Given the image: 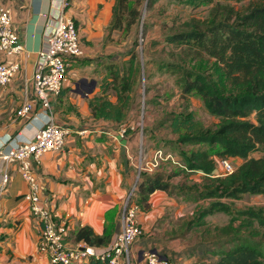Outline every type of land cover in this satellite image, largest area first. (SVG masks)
Wrapping results in <instances>:
<instances>
[{"label": "trees", "instance_id": "16d2710c", "mask_svg": "<svg viewBox=\"0 0 264 264\" xmlns=\"http://www.w3.org/2000/svg\"><path fill=\"white\" fill-rule=\"evenodd\" d=\"M147 1V8L150 9L156 0ZM185 1L191 5L197 4L196 0ZM246 1L248 5L241 11L230 4L217 3L208 17L191 18L183 23L182 29L165 35L163 41L167 44L178 46L185 43L199 48L189 47L187 57L196 58L204 50L208 57L215 58L214 71L211 72H206L207 67H203L206 63L198 68L178 62L163 63L159 64V68L176 72L182 98L186 101L193 93L200 96L205 109L218 119V123L214 127L200 125L187 107L181 112L166 114L159 125H166L176 135V139L169 143L177 148L182 167L171 173L141 170L129 198V203H134L139 213L150 209V197L157 191L194 203L209 201L188 222V229L192 224H203L201 220L207 215L216 212L229 215L230 221L226 226L214 228L216 245L212 243L213 264H264L263 210H235L230 202L245 194L264 195V155L249 157L264 148V0ZM140 5L141 0H115L108 31L127 32L137 27L141 19ZM146 24L143 22V27ZM127 54L129 58L124 61L104 64L105 75L98 82L99 92L86 99L94 120L125 126L134 121L127 117L132 93L140 77L141 62L133 46ZM146 62L144 68L149 63ZM61 95L62 90L57 97ZM72 110L79 115L74 108ZM251 114H254L255 123L249 119ZM78 128L77 131L89 130L85 126ZM143 128L147 131V124H143ZM123 129L122 137L125 138L129 133L128 126ZM77 131L75 135L83 136ZM186 146L198 148L188 150L184 148ZM200 146H218L216 155L224 159L242 158L243 162L229 174L216 173L211 153ZM121 158L124 173L133 175L125 147L121 148ZM194 172L202 173V181L186 182L185 178ZM177 176L182 180L173 182L172 178ZM240 219L244 221L234 230V221ZM254 222L260 225L259 229L249 230ZM242 230H247V233L239 234ZM73 236L75 241L91 246H106L111 235L108 232L96 234L90 226H81ZM96 264L103 263L96 261Z\"/></svg>", "mask_w": 264, "mask_h": 264}, {"label": "crops", "instance_id": "0c3cea01", "mask_svg": "<svg viewBox=\"0 0 264 264\" xmlns=\"http://www.w3.org/2000/svg\"><path fill=\"white\" fill-rule=\"evenodd\" d=\"M115 0H70L65 10L76 24L83 55L72 59L61 97L49 95L51 111L57 124L67 126L71 134L60 151L44 153L39 163H32L39 184L41 202L52 213L55 224L67 226L64 242L75 244L74 232L90 226L96 234L112 236L121 228L124 202L132 186L130 173H124L121 148H126L133 166L135 138H117L118 127L94 120L86 99L99 92L104 64L118 61L125 54L126 41H119L122 31H108ZM60 0H0L10 10L12 26L23 50L19 72L6 86H0V149L32 139L48 119V110L36 99L32 75L39 62V51L46 46L58 13ZM16 56L0 54V60L11 63ZM24 102L32 110L17 116ZM74 108L77 115L72 109ZM79 126L89 130L75 135ZM86 135V136H85ZM5 164L0 159V185ZM8 181L0 190V264H51L38 249L40 225L30 215L25 194L29 185L18 171V164L7 167ZM151 207L137 218L142 226L139 246L129 250L130 264H145L143 251L155 249L164 241L150 230L151 220L168 206L177 204L174 196L157 191L150 197ZM148 233V234H147ZM159 237V238H158ZM110 241V240H109ZM163 250L172 264L173 261ZM85 264H96L93 259Z\"/></svg>", "mask_w": 264, "mask_h": 264}, {"label": "rangeland", "instance_id": "374dc122", "mask_svg": "<svg viewBox=\"0 0 264 264\" xmlns=\"http://www.w3.org/2000/svg\"><path fill=\"white\" fill-rule=\"evenodd\" d=\"M147 2V0H141L139 25L130 31H122L121 36L118 37L119 41H126L127 44L125 45V54L120 56L119 61L129 58L127 53L130 52L133 46L141 62L140 77L132 93L127 117L128 120L133 119L134 121L126 125L129 132L126 137L129 139L135 138L136 142L131 153L133 162L131 167L134 171L131 176L132 186L129 188L128 193H131V195L141 170L144 169L148 173L157 171L171 173L182 167L177 148L169 143L170 140L176 139V135L166 125H159L166 114L181 112L187 107L200 125L214 127L218 123V119L207 112L200 96L193 93L188 96L186 101L182 98L176 72L172 69L159 68V64L163 63L178 62L197 68L206 63L203 67H207L206 72H211L214 71L215 58L208 57L209 54L205 53L204 50L196 58L187 57L186 52H188L189 47L191 49L199 48L185 43L178 46L167 44L163 41L165 35L182 29L183 23L188 22L191 18L204 19L208 17L210 10L217 3L230 4L238 11L245 10L248 5L246 0L242 2L196 0V5L188 4L185 0H156L154 5L148 9ZM143 22H147L145 27H143ZM16 57L18 58V56ZM146 61H149V63L144 68V62ZM147 99H150V101H147ZM249 119L255 123L254 114H251ZM143 124H147V131H144ZM113 126L126 129L125 124ZM200 147L206 148L211 153V157L215 161L216 173L221 174L223 172V169H221L222 160H227L234 169L243 162L242 158L230 157L224 159L216 155L215 152L219 150L218 146L214 148ZM184 148L191 150L197 149L198 146H186ZM263 155L264 148H260L250 154L249 157ZM203 177L201 172H194L185 180L188 183H200ZM179 180H182L180 176L172 178L173 182ZM175 198L177 204L174 203L168 206L163 213L155 214L150 223V230L159 235L160 239L164 241L162 245L157 246L158 253H162L163 250L167 251L166 254L170 255L169 258L173 261L172 264H213L215 256L212 254L214 249L212 243L216 238L214 228L226 226L230 221V216L222 212H216L205 216L201 220L203 224H192L191 229H188V222L194 219L199 209L207 206L209 201L194 203ZM230 202L235 210L262 209L264 215V195L262 194H245L238 199L230 200ZM242 221L244 220H235L233 229L238 228ZM259 227L260 225L254 222L248 229H259ZM246 231L242 230L238 233L244 235L247 233ZM138 246L139 243L136 240L131 244L130 250Z\"/></svg>", "mask_w": 264, "mask_h": 264}, {"label": "built area", "instance_id": "2783aa9c", "mask_svg": "<svg viewBox=\"0 0 264 264\" xmlns=\"http://www.w3.org/2000/svg\"><path fill=\"white\" fill-rule=\"evenodd\" d=\"M70 0H60L55 25L46 39V46L40 50L39 62L32 75V88L36 99L48 110V119L34 134L31 140L17 143L6 150L0 149V159L5 164L0 190L8 181L7 167L11 163L18 164V171L29 185L25 199L29 204L30 215L40 225L38 249L48 257L51 264H85L93 259L103 264H130L129 250L131 244L142 234L137 218L138 207L125 200L121 218V228L115 233L106 246H91L82 241H76L73 246H67L64 235L67 230L65 223L55 224L51 210L42 202L39 184L34 175L32 163H39L46 152L59 151L72 132L67 126L55 122L49 95L57 96L65 82L72 59L83 55L78 30L73 19L66 15L65 10ZM23 46L12 26L10 10L0 6V54L6 57L18 58L6 63L0 60V86H6L20 70L19 56ZM32 110L30 102H24L18 108L17 116L24 117ZM86 130H79L84 135ZM124 129L117 131L116 137L123 136ZM223 173L229 174L234 168L227 160L221 161ZM131 196V194H129ZM142 259L145 264H171L170 260L157 251H143Z\"/></svg>", "mask_w": 264, "mask_h": 264}, {"label": "water", "instance_id": "95a60500", "mask_svg": "<svg viewBox=\"0 0 264 264\" xmlns=\"http://www.w3.org/2000/svg\"><path fill=\"white\" fill-rule=\"evenodd\" d=\"M134 188V187H133ZM134 190V189H133ZM131 194V193H130ZM130 197V195L128 194V196H127V198L126 199H128ZM152 252H156V250L155 249H152L151 250Z\"/></svg>", "mask_w": 264, "mask_h": 264}]
</instances>
